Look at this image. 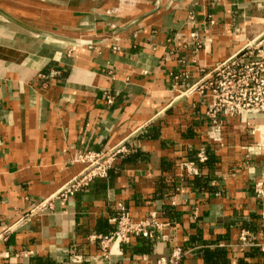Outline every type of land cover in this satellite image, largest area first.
<instances>
[{"label":"crops","instance_id":"0c3cea01","mask_svg":"<svg viewBox=\"0 0 264 264\" xmlns=\"http://www.w3.org/2000/svg\"><path fill=\"white\" fill-rule=\"evenodd\" d=\"M123 7L0 0L5 14L53 34L0 14V264L155 263L177 246L188 251L178 264H264V112L228 117L216 132L206 98L179 94L264 31V0ZM122 142L130 150L107 177L4 238L79 173L75 156ZM119 203L133 221L156 212L161 226L104 251L99 236L113 232Z\"/></svg>","mask_w":264,"mask_h":264},{"label":"built area","instance_id":"2783aa9c","mask_svg":"<svg viewBox=\"0 0 264 264\" xmlns=\"http://www.w3.org/2000/svg\"><path fill=\"white\" fill-rule=\"evenodd\" d=\"M194 93L206 98L205 114L216 132L221 131L224 119L228 117H235L250 110L264 112V31L246 40L235 54L218 63L211 70L203 69L202 76L198 80L185 90L179 91L180 95L185 96ZM106 95L108 102L112 103L114 96L110 92ZM124 142L107 152L88 150L75 156L73 161L83 164L79 173L65 182L51 197L41 200L11 224L5 230L4 238L18 225L52 209L53 199L65 201L90 185L95 179L107 177L113 162L121 154L130 150ZM198 158L201 162L207 160V156L202 152ZM181 166L188 174H199V167L194 162H182ZM256 190L262 193V182L256 184ZM117 209V215L111 219L115 226L113 232L105 237L99 236L104 251L108 250L112 243L117 241L127 243L134 236L152 238L155 228L161 226L156 219V212H152L148 218L133 221L124 203H119ZM248 235V232L244 231L241 239L246 241ZM187 252L184 248L177 246L169 257H161L155 263L145 262L144 264H178Z\"/></svg>","mask_w":264,"mask_h":264},{"label":"water","instance_id":"95a60500","mask_svg":"<svg viewBox=\"0 0 264 264\" xmlns=\"http://www.w3.org/2000/svg\"><path fill=\"white\" fill-rule=\"evenodd\" d=\"M0 14L4 15L6 18L10 19L11 21H13L14 23H16V24H18V25H21V26H23V27H25V28H27V29H30V30L36 31L35 29H33V28H31V27H28V26L22 24L21 22H19L18 20L12 18L11 16L5 14L1 9H0ZM36 32H40V33H43V34H46V35H52V36H53V34H51V33H49V32H41V31H36ZM67 40H69V41H78V40H75V39H67Z\"/></svg>","mask_w":264,"mask_h":264},{"label":"bare ground","instance_id":"6f19581e","mask_svg":"<svg viewBox=\"0 0 264 264\" xmlns=\"http://www.w3.org/2000/svg\"><path fill=\"white\" fill-rule=\"evenodd\" d=\"M121 1H122L123 6L127 8V7L131 6L136 0H121Z\"/></svg>","mask_w":264,"mask_h":264}]
</instances>
